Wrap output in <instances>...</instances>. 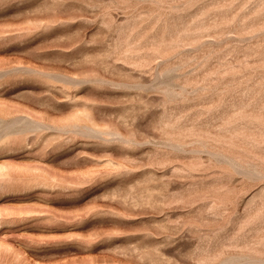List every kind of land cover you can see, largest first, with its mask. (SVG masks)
I'll list each match as a JSON object with an SVG mask.
<instances>
[{
    "label": "rangeland",
    "instance_id": "374dc122",
    "mask_svg": "<svg viewBox=\"0 0 264 264\" xmlns=\"http://www.w3.org/2000/svg\"><path fill=\"white\" fill-rule=\"evenodd\" d=\"M0 264H264V0H0Z\"/></svg>",
    "mask_w": 264,
    "mask_h": 264
}]
</instances>
